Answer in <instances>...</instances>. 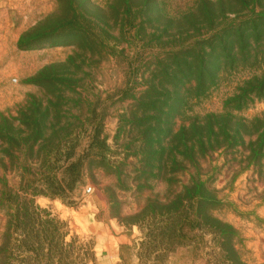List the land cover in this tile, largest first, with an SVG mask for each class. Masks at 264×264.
<instances>
[{
    "label": "rangeland",
    "instance_id": "rangeland-1",
    "mask_svg": "<svg viewBox=\"0 0 264 264\" xmlns=\"http://www.w3.org/2000/svg\"><path fill=\"white\" fill-rule=\"evenodd\" d=\"M88 1L98 10L112 2ZM158 2L174 16L194 0ZM63 5L0 0V264H264V158L247 165L242 146L200 159V176L214 190L207 207L213 220L196 224L189 209L182 234L174 226L160 240L168 203L194 172L178 171L169 185L166 175L152 177L136 124L160 49L120 39L115 6L105 12L115 40L81 47L74 29L56 30L71 18ZM92 31L101 38L99 28ZM252 70L226 73L206 93L189 95L174 129L186 117L220 112L224 96ZM35 100L49 117L29 152L22 122ZM236 114H264V98ZM104 240L127 243L106 261Z\"/></svg>",
    "mask_w": 264,
    "mask_h": 264
},
{
    "label": "trees",
    "instance_id": "trees-1",
    "mask_svg": "<svg viewBox=\"0 0 264 264\" xmlns=\"http://www.w3.org/2000/svg\"><path fill=\"white\" fill-rule=\"evenodd\" d=\"M60 1L64 3L61 12L70 13L71 18L60 22L56 30L74 29L72 37L81 47L92 49L97 43L102 45L105 39L115 40L105 13L115 6V20L119 21L116 35L120 39L127 45L135 40L143 47L160 49L153 57L154 64L146 77L147 88L141 94L142 103L138 107L143 114L139 120L135 117L139 112L133 117L144 136L152 177L166 175L169 185L178 171L194 169L168 203L166 210L170 209L171 217L165 212L164 225L157 229L161 230L160 240L169 237L174 226L177 234H182L189 209L196 213V224L212 221L207 207L214 203V190L200 176V159L216 150L238 146L246 151L247 165L259 166L264 158V114L251 118L236 114L264 98V0H194L188 9L174 16L158 0H112L104 10H98L88 0L81 4L75 0ZM90 8L99 13V20L87 17L92 14ZM94 28L100 29L101 38L92 31ZM27 35L21 34L19 45L26 41ZM112 47V53L118 52ZM242 69L253 70L239 78L235 88L224 96L220 112L186 117L174 129V117L189 95L204 94L226 73ZM41 109L37 100L26 107L29 115L22 124L27 130L29 152L44 136L43 122L49 115ZM145 111L153 114L146 115Z\"/></svg>",
    "mask_w": 264,
    "mask_h": 264
},
{
    "label": "crops",
    "instance_id": "crops-1",
    "mask_svg": "<svg viewBox=\"0 0 264 264\" xmlns=\"http://www.w3.org/2000/svg\"><path fill=\"white\" fill-rule=\"evenodd\" d=\"M120 243H127V240H104V242L101 243V246L103 249L102 250L99 249V252H100V254H106L104 256V260L107 261V260L113 259L112 256H114V252H111V250L116 245L118 246ZM115 251H119V246L115 249ZM116 254H117V252H115V256H116Z\"/></svg>",
    "mask_w": 264,
    "mask_h": 264
}]
</instances>
